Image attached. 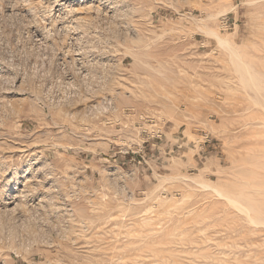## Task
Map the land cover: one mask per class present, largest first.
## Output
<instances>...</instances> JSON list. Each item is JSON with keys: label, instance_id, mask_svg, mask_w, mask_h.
I'll return each mask as SVG.
<instances>
[{"label": "rangeland", "instance_id": "obj_1", "mask_svg": "<svg viewBox=\"0 0 264 264\" xmlns=\"http://www.w3.org/2000/svg\"><path fill=\"white\" fill-rule=\"evenodd\" d=\"M0 264H264V0H0Z\"/></svg>", "mask_w": 264, "mask_h": 264}]
</instances>
